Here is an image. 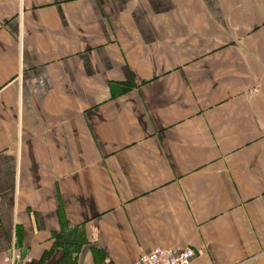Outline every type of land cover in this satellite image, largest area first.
Here are the masks:
<instances>
[{
	"label": "crops",
	"instance_id": "1",
	"mask_svg": "<svg viewBox=\"0 0 264 264\" xmlns=\"http://www.w3.org/2000/svg\"><path fill=\"white\" fill-rule=\"evenodd\" d=\"M264 264V0H0V264Z\"/></svg>",
	"mask_w": 264,
	"mask_h": 264
},
{
	"label": "built area",
	"instance_id": "2",
	"mask_svg": "<svg viewBox=\"0 0 264 264\" xmlns=\"http://www.w3.org/2000/svg\"><path fill=\"white\" fill-rule=\"evenodd\" d=\"M196 257V252L192 248L177 250L173 248H156L151 252L141 255L139 264H192ZM31 258H24L21 253L13 248L8 255L4 257L3 264H31ZM110 260L106 259L105 264Z\"/></svg>",
	"mask_w": 264,
	"mask_h": 264
}]
</instances>
